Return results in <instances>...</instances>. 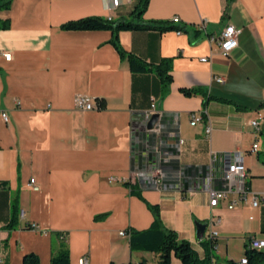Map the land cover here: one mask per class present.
Listing matches in <instances>:
<instances>
[{"label": "crops", "instance_id": "1", "mask_svg": "<svg viewBox=\"0 0 264 264\" xmlns=\"http://www.w3.org/2000/svg\"><path fill=\"white\" fill-rule=\"evenodd\" d=\"M137 1L12 0L0 9V24L9 23L0 28V112L9 115L0 118V264H23L31 253L50 264L64 245L70 264H162L130 245L131 232L155 221L154 207L201 259L196 221L221 217L213 264L238 263L250 237L264 238V206L229 195L212 208L204 190L205 179L223 188L225 155L243 161L248 187L264 196V0H150L145 21L178 17L183 31H122L119 41L150 64L172 60L166 89L155 73L130 70L111 31L63 28L87 17L133 20ZM228 25L241 33L225 56L219 38ZM78 95L97 107L76 108ZM152 104L159 119L150 129ZM194 113L202 123L191 124ZM153 171L161 184L143 185L139 174ZM171 264L181 262L173 256Z\"/></svg>", "mask_w": 264, "mask_h": 264}, {"label": "trees", "instance_id": "2", "mask_svg": "<svg viewBox=\"0 0 264 264\" xmlns=\"http://www.w3.org/2000/svg\"><path fill=\"white\" fill-rule=\"evenodd\" d=\"M149 1L150 0H138L136 2L135 9L132 12V16L134 17L133 20H111L102 17H87L69 21L63 25V28L66 30L111 31L113 34L111 42L120 56L128 60L130 70L136 74L155 73L159 77L163 88L166 89L173 79L171 75L172 60L164 59L157 65L150 64L135 54L126 52L119 41V33L122 31H183L184 27L177 25L176 23L178 22L172 20L145 21L143 15ZM231 1L233 0H228V2ZM11 3L12 0H0V9H8ZM8 25V21H4L0 24V28H7ZM183 91L187 95L192 94L191 90ZM154 213L156 219L148 230L130 233V245L132 250L155 252L159 254L162 264H171L173 256L179 259L181 264H213L211 261V253L214 250V245L217 244V240L214 243L206 240L201 241L207 251L206 258L201 259L189 241L181 239L173 230L164 229L160 221V214L157 207H154ZM16 222L17 217L14 216L9 226H15ZM245 256L248 259V264H264V250L247 249ZM23 264H40V259L34 253L26 254L23 259ZM50 264H70L69 250L65 245L57 254L51 257ZM227 264L237 263L230 260Z\"/></svg>", "mask_w": 264, "mask_h": 264}, {"label": "built area", "instance_id": "3", "mask_svg": "<svg viewBox=\"0 0 264 264\" xmlns=\"http://www.w3.org/2000/svg\"><path fill=\"white\" fill-rule=\"evenodd\" d=\"M114 4L118 6L119 0H114ZM172 21H180L178 17H174ZM241 30L237 29L234 25H228L221 33L219 38L220 50L221 53L225 56H228L234 49H236L239 45V35ZM5 58L7 60L11 59V54L6 53ZM203 60H206L204 58ZM218 81L222 82V78H218ZM75 106L81 110H94L97 106L94 100L90 96L86 95H78L75 98ZM155 105L152 104L151 109L146 113V119L149 121L151 117L155 114ZM0 118L8 123L9 115L6 112H0ZM263 120V115L259 114L257 118L252 120L251 125L254 130L255 135L258 137L261 132V121ZM202 123V116L200 114L194 113L192 114V125H197ZM212 126L211 124L206 125V133L207 135H211ZM259 150V141L257 140L253 146L252 151L258 152ZM229 156H221L220 160L224 162L225 168L223 171V188L214 189L207 185V180H204V190L209 195V205L212 208L219 207L221 203L227 200L229 195H235L238 200H247V198L251 197V204L254 207H263L264 206V196L261 194L253 193L247 185V177L248 173L246 167L241 159L230 160ZM161 173L159 171L153 172H142L139 174V179L141 180L143 185L155 184L159 186L161 184ZM34 191H39L40 188L36 182L35 178H31L28 184ZM237 205L236 200H231L227 207L229 209H234ZM25 216V213H21ZM208 229L204 235L202 240L210 241L214 243L219 238V231L215 229L221 223V217H212L208 222ZM29 228L35 231L40 232L43 235H48V231L44 230L37 223H30ZM120 235L125 236L126 231L120 232ZM201 240V241H202ZM214 249H217V244L214 245ZM247 249L252 250H262L264 249V238L258 239L256 237H250ZM88 262L87 257H83L80 260L81 264H86ZM237 264H248V259L245 256L242 260H240Z\"/></svg>", "mask_w": 264, "mask_h": 264}, {"label": "water", "instance_id": "4", "mask_svg": "<svg viewBox=\"0 0 264 264\" xmlns=\"http://www.w3.org/2000/svg\"><path fill=\"white\" fill-rule=\"evenodd\" d=\"M159 119V115L158 114H154L151 117V120L148 124V128L152 129L154 127V125L156 124V122ZM208 222H201V221H196V226H197V238L201 241L204 238V235L208 229Z\"/></svg>", "mask_w": 264, "mask_h": 264}, {"label": "bare ground", "instance_id": "5", "mask_svg": "<svg viewBox=\"0 0 264 264\" xmlns=\"http://www.w3.org/2000/svg\"><path fill=\"white\" fill-rule=\"evenodd\" d=\"M175 22H179V21H175ZM262 250H264V249H262Z\"/></svg>", "mask_w": 264, "mask_h": 264}, {"label": "rangeland", "instance_id": "6", "mask_svg": "<svg viewBox=\"0 0 264 264\" xmlns=\"http://www.w3.org/2000/svg\"><path fill=\"white\" fill-rule=\"evenodd\" d=\"M251 200V199H250ZM239 259V258H238Z\"/></svg>", "mask_w": 264, "mask_h": 264}]
</instances>
